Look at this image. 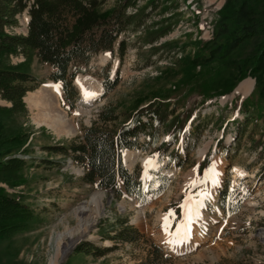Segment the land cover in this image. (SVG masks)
<instances>
[{"label": "rangeland", "instance_id": "rangeland-1", "mask_svg": "<svg viewBox=\"0 0 264 264\" xmlns=\"http://www.w3.org/2000/svg\"><path fill=\"white\" fill-rule=\"evenodd\" d=\"M116 1L108 0L102 10L112 8ZM225 1L178 0L180 8L173 13L174 20H169L173 14L164 11L162 6L156 10L149 7L145 24L137 32L122 35L119 39L127 43L122 59L117 56V45L114 56L109 53L104 62L102 56L107 53H101L90 63L89 72L77 77L75 87L80 97L90 89L99 91V95L90 105L78 100L72 110L68 109L62 90L45 81L52 71L50 67L41 64L35 56L11 58L12 65L45 81L32 93L45 97L46 94L41 93L43 87L55 88L57 101L51 111L54 115L62 114L65 123L53 124L44 116L46 109L39 105L31 107L27 103L24 113L4 118L0 115V123L6 128L28 135L26 145L14 155V158L27 161L22 173L25 183L9 187L0 182V187L9 193H22L26 203L38 215L29 231L0 243V264H51L59 245V235L76 231L79 223L77 210L100 195L102 201L96 226L74 245V249L62 256L58 264H136L146 258L151 241L167 250L168 244L177 239L172 236L185 224L190 225L192 241L178 244L180 252L172 254L168 264H264V242L259 237V232L264 230V123L251 124L246 131L238 130L244 120L239 106L253 93L255 85L247 96L237 90L205 103L203 97L191 93L188 86L182 84L186 75L185 60L194 57L197 42L212 38L217 13ZM161 2L158 1V5ZM139 4L141 9L147 0H139ZM129 12L133 14L136 10L133 8ZM178 13H182L181 16H177ZM27 21L24 13L19 17V27L8 31L27 34ZM168 27L169 32L160 35ZM108 65L110 79L119 76L120 83L102 100L100 74ZM199 71L197 67L195 73ZM157 94L168 95L167 110L174 113L173 117L195 110L192 125L204 128L192 153L190 148L194 144L195 132L189 126L179 138L170 140L162 133L155 148L128 151L133 153L132 159L124 160V163L131 172L140 169L148 181L156 174L168 178L170 185L159 198L151 196L144 204L133 197L119 200L112 192L85 183L84 166L74 163L70 156L52 155L46 150L49 146H67L78 140L83 129L98 121L104 110H115L120 115V125L124 120L123 113L151 102L160 103V99H155ZM0 103L3 107H11L4 101ZM234 105L238 108L235 109ZM145 139L142 137L141 143L144 144ZM161 145L163 149L159 154ZM207 160L210 170L201 179L199 166ZM236 169L247 172V176H237ZM227 183H230L229 191L242 184L237 195L245 191L252 193L234 216H228L218 202L221 196L218 187L224 189ZM123 222L137 228L145 241L115 243L105 238L122 229ZM176 224L179 227L174 229ZM82 243H91L99 249H113L103 256L77 253L76 249Z\"/></svg>", "mask_w": 264, "mask_h": 264}, {"label": "trees", "instance_id": "trees-1", "mask_svg": "<svg viewBox=\"0 0 264 264\" xmlns=\"http://www.w3.org/2000/svg\"><path fill=\"white\" fill-rule=\"evenodd\" d=\"M107 1L0 0V100L12 105H0L1 118L26 112L25 96L45 81L61 83L64 101L69 110L74 109L79 94L73 82L78 75L89 72L94 58L103 52H110L114 56L118 45L117 56L122 59L127 43L119 39L122 35L137 32L145 24L149 7L156 10L162 6L164 11L171 14L180 8L178 0H162L160 5L157 3L160 0H147L146 6L141 9L139 0H117L112 8L103 11ZM186 1L189 0H183ZM129 8H138V11L128 14ZM24 13L30 18L28 34L10 33L8 30L19 27V17ZM173 16L169 20L176 18ZM169 30V27L164 29L160 35ZM197 46L194 57L185 60L187 67L182 84L188 86L191 93L203 97L206 103L215 97L232 94L243 80L254 79L253 93L239 106L244 120L238 130L246 131L251 124L264 123V0H226L217 13L212 39L205 42L200 40ZM18 55L37 57L41 64L51 68L48 78L42 82L31 72L12 65V56ZM197 67L200 68L199 73H195ZM103 71L100 77L103 80L102 99H105L118 87L120 78L116 76L114 80L110 79V65ZM157 95L155 99H160V103L151 102L123 113L124 120L120 125V115L115 110H104L98 121L83 129L78 140L67 146H49L46 150L52 155L70 156L74 163L86 168L83 177L85 183L99 190L110 191L119 200L129 196L144 203L149 195L159 198L170 185L168 178L156 174L147 181L140 169L130 173L123 162L124 152L155 148L162 133L167 134L170 140L179 138L189 126L195 132L194 144L190 148L192 153L204 128L201 129V125L193 127L195 110L173 117L174 113L167 110L168 95ZM234 108L238 106L234 105ZM141 136L147 137L144 144L140 142ZM27 141V134L10 130L0 123L1 183L9 187L25 183L22 173L27 161L14 158V155L22 150ZM162 146L158 148L159 154ZM209 167L208 161L200 165L199 175L202 179ZM229 186L230 183H227L224 189H219V203L228 216H233L240 212L252 193L245 191L237 195L242 184L231 191ZM37 216L22 193H9L0 187V243L29 231ZM121 226L122 229L115 235L105 238L115 243L145 241L137 228L126 225V222ZM112 249H99L91 243H82L76 252L103 256ZM170 259L172 256L163 246L151 241L146 258L136 264H168Z\"/></svg>", "mask_w": 264, "mask_h": 264}, {"label": "bare ground", "instance_id": "bare-ground-1", "mask_svg": "<svg viewBox=\"0 0 264 264\" xmlns=\"http://www.w3.org/2000/svg\"><path fill=\"white\" fill-rule=\"evenodd\" d=\"M108 57H109V53L102 56V60L105 62L106 60H108ZM76 84L82 89L81 83L79 81H77ZM240 85L241 86H238L239 89L237 88L236 91L238 90L237 91L238 93H241L242 95L247 96L249 93L252 92L254 85H255V82L252 79H248V80L243 81ZM54 87L56 89L57 88L61 89L60 84L54 83ZM55 88H53L52 90H49L48 88L43 87L41 89V90H43V92H41V93L46 94L45 97L36 95L34 93H29L28 96L25 98V102L27 104H29L31 107H36L37 105H39L40 107L46 109V114L44 116L47 120L50 119V121L53 124H56V123L62 124V123H65L63 115L62 114L54 115L51 111L52 109L55 108V100L57 99L55 97V95H56ZM85 88L87 89L88 87L85 86ZM92 91L93 90L90 89L88 91L83 92L82 97L87 102L85 104H89V105L94 104L95 101L97 100L96 96L99 95V91L94 90L93 93H92ZM86 93L87 94H95V96L92 97L90 95H86ZM45 123L48 124V126H52L48 122H45ZM131 152L126 151L127 154L125 153V161L128 162L132 159L133 153H131ZM247 174H248L247 172H245L241 169H236V175L239 177L247 176ZM101 201H102V196L100 195L99 197L93 198L90 203H88L87 205L81 206L77 210L76 215H77V218L79 221L78 229L76 231H73V232L68 231L64 234L59 235V237H58L59 245L56 249L55 257L51 260V264H58L59 259L62 256H64L71 248H73L75 244L79 243L84 238V236L87 235L88 232L91 231L96 226L97 218H98L99 211H100ZM91 205H94L95 208L92 209ZM185 226H186V224L182 225L175 232V234L172 237L173 238L177 237L176 234L178 232H182L183 229L185 228ZM259 237L264 242V230L259 232ZM91 239H92V237H91ZM108 243L109 242L107 241V244Z\"/></svg>", "mask_w": 264, "mask_h": 264}, {"label": "snow or ice", "instance_id": "snow-or-ice-1", "mask_svg": "<svg viewBox=\"0 0 264 264\" xmlns=\"http://www.w3.org/2000/svg\"><path fill=\"white\" fill-rule=\"evenodd\" d=\"M92 97L95 96V94H87ZM149 164H151V161H149ZM172 213H169L171 215ZM167 224H168V217H165V230L167 231ZM177 239L174 241V243H184L187 242L190 239V225H186L182 232H178L176 234Z\"/></svg>", "mask_w": 264, "mask_h": 264}, {"label": "water", "instance_id": "water-1", "mask_svg": "<svg viewBox=\"0 0 264 264\" xmlns=\"http://www.w3.org/2000/svg\"><path fill=\"white\" fill-rule=\"evenodd\" d=\"M75 247H73V249H74ZM67 255V254H66ZM66 257V256H65ZM65 259V258H64Z\"/></svg>", "mask_w": 264, "mask_h": 264}]
</instances>
